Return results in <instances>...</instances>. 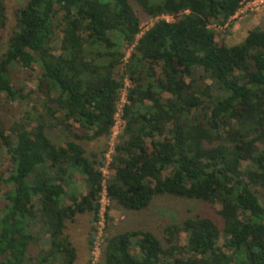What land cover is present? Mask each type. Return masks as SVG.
Here are the masks:
<instances>
[{
  "label": "trees",
  "instance_id": "1",
  "mask_svg": "<svg viewBox=\"0 0 264 264\" xmlns=\"http://www.w3.org/2000/svg\"><path fill=\"white\" fill-rule=\"evenodd\" d=\"M244 1L28 0L16 10L0 36V99L35 98L8 130L0 124V264H76L67 230L84 215L98 221L104 190L129 211L167 195L217 204L223 225L197 216L164 238L109 236L98 264H264V29L229 46L212 28ZM135 6L155 20L145 32ZM7 21L0 0V30ZM16 65L39 68L35 90L15 87ZM127 81L108 165L106 149L85 143L111 138Z\"/></svg>",
  "mask_w": 264,
  "mask_h": 264
},
{
  "label": "rangeland",
  "instance_id": "2",
  "mask_svg": "<svg viewBox=\"0 0 264 264\" xmlns=\"http://www.w3.org/2000/svg\"><path fill=\"white\" fill-rule=\"evenodd\" d=\"M27 1L28 0H6L8 16L7 27L5 30H0V36L4 42L7 41L8 36L11 34L15 26L16 10L23 7ZM135 7L136 9L138 8V15L141 18L142 31L145 32L153 26L155 20L147 18L141 10H139V7ZM164 18L168 21L173 20L171 17ZM229 25L230 27L232 26V28L228 27ZM237 25H239V27L234 31ZM258 27L264 29V9L259 12H249L241 18L233 19L225 27L212 25V28L216 32L217 41L225 42L229 46L241 43L249 31ZM228 28L230 33H227ZM124 50L127 53V56H129L132 51L131 48L127 47H124ZM12 77L13 83L17 89H23L24 93H30V91L36 89L37 81L40 77V70L37 66H35L34 70H29L16 65L12 68ZM130 86L131 83L127 81L126 88L122 93V100L119 103L121 107L126 102L127 88ZM31 96L33 99L29 106H27L28 103H6L3 98L0 99V124L2 128L8 130L16 120L24 115V111L27 108L29 109L34 105L35 95L31 94ZM75 126L77 127V125ZM123 127L122 120H119L118 118V123H116L112 136L107 142L104 139L98 142H86L85 147L89 152H100L102 149H106L109 165L112 160L111 155L114 152L113 148L117 143ZM54 137L62 138L57 132L54 133ZM4 157V154L0 157V174L8 175L9 165L7 159L5 160ZM108 165L103 169L106 178H109L112 174ZM247 165L248 162H244L243 169H245ZM7 190L9 189L4 185L0 187V203L2 195ZM259 196L264 206L263 189H260ZM220 210L221 206L217 204H209L198 200L181 199L167 195L158 197L147 210L129 211L112 203L104 196L98 221L92 224V216L84 215L79 217L76 223L69 226L67 233L78 250L76 264H98L105 247V240L109 236L128 231L147 230L164 238L163 230L165 227L174 223H179L186 218L197 216L208 217L217 223L219 227H222L223 220L218 213ZM93 228H95V232H93ZM90 239H94L93 249H90L89 246ZM186 240L187 235L183 233L181 236V243L185 244ZM222 244L223 240H221L220 245ZM33 251L37 252V248L35 247Z\"/></svg>",
  "mask_w": 264,
  "mask_h": 264
},
{
  "label": "built area",
  "instance_id": "3",
  "mask_svg": "<svg viewBox=\"0 0 264 264\" xmlns=\"http://www.w3.org/2000/svg\"><path fill=\"white\" fill-rule=\"evenodd\" d=\"M264 9V0H245L243 3H242V6L241 8L239 9V11L237 12V14L234 16L233 19H237V18H241L245 15H247V13L249 12H259L261 10ZM232 19V20H233ZM143 33V32H142ZM123 107V106H122ZM122 107L120 105H118V114H117V121L116 123H118V118L119 120L121 119L122 120ZM122 123L124 125V121L122 120ZM116 126V125H115ZM114 149V148H113ZM106 197L107 199L108 196H107V193L106 191L104 190V192L102 193V200H101V204H102V201H103V197Z\"/></svg>",
  "mask_w": 264,
  "mask_h": 264
},
{
  "label": "crops",
  "instance_id": "4",
  "mask_svg": "<svg viewBox=\"0 0 264 264\" xmlns=\"http://www.w3.org/2000/svg\"><path fill=\"white\" fill-rule=\"evenodd\" d=\"M238 27H239V25H237V26L235 27V30H234V31H236V29H238ZM249 32H250V31H249ZM249 32H248V33H249ZM248 33H247V35H248ZM247 35H246V37H247ZM246 37L244 38V40L246 39ZM244 40H243V41H244ZM243 41H242V42H243ZM236 45H237V44H236Z\"/></svg>",
  "mask_w": 264,
  "mask_h": 264
}]
</instances>
